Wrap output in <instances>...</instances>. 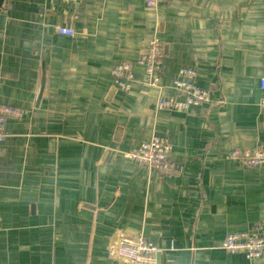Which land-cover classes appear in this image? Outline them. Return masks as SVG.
<instances>
[{
  "label": "crops",
  "instance_id": "crops-1",
  "mask_svg": "<svg viewBox=\"0 0 264 264\" xmlns=\"http://www.w3.org/2000/svg\"><path fill=\"white\" fill-rule=\"evenodd\" d=\"M155 34L161 87L136 67L119 89L113 68ZM181 67L211 102L159 109V96L183 98ZM263 78L264 0H4L0 105L26 113L0 142V264H128L120 231L154 241L159 264H264L221 247L264 222V166L228 158L264 149ZM154 134L180 174L124 156Z\"/></svg>",
  "mask_w": 264,
  "mask_h": 264
},
{
  "label": "built area",
  "instance_id": "built-area-1",
  "mask_svg": "<svg viewBox=\"0 0 264 264\" xmlns=\"http://www.w3.org/2000/svg\"><path fill=\"white\" fill-rule=\"evenodd\" d=\"M164 0H146V5L150 8L157 7ZM162 42L155 34L149 41L148 47L135 61L119 62L112 70V76L116 86L122 90L131 88L135 80V69L140 67L146 74L145 84L148 87H161L160 69L162 66ZM173 87L183 94L182 99L159 96L157 107L159 109H169L185 111L193 106H202L211 102L208 90L200 87L197 82V72L189 67H181L178 76L172 82ZM262 89L261 105L264 106V78L260 82ZM26 112L24 110L0 105V142L4 138L5 124L10 117H21ZM117 130V128H116ZM115 130V134H116ZM112 137V142L119 143L118 139ZM173 144L166 136L154 134L134 150L123 152L124 156L131 161L146 166L148 170L155 169L164 176L180 174L184 166L176 163L171 158ZM228 158L237 163L260 167L264 166V149L255 150H232ZM221 247L229 252L243 253L247 258H259L264 253V222L255 224L249 230L229 232L221 242ZM161 248L143 234H130L120 231L118 244L115 248L117 256L126 260L128 264H157L156 254Z\"/></svg>",
  "mask_w": 264,
  "mask_h": 264
},
{
  "label": "water",
  "instance_id": "water-1",
  "mask_svg": "<svg viewBox=\"0 0 264 264\" xmlns=\"http://www.w3.org/2000/svg\"><path fill=\"white\" fill-rule=\"evenodd\" d=\"M3 3H4V0H0V6H3ZM44 84H45V70L43 69L42 83H41V88H40L38 100H40V98H41V96L43 94ZM156 263L157 264L160 263V253L156 254Z\"/></svg>",
  "mask_w": 264,
  "mask_h": 264
}]
</instances>
